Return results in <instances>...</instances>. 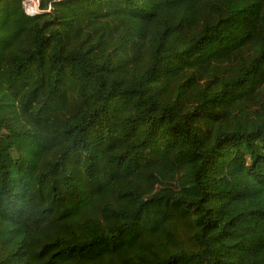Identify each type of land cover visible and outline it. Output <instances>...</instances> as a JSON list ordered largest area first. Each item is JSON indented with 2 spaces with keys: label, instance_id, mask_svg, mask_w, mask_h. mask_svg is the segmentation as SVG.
Listing matches in <instances>:
<instances>
[{
  "label": "trees",
  "instance_id": "obj_1",
  "mask_svg": "<svg viewBox=\"0 0 264 264\" xmlns=\"http://www.w3.org/2000/svg\"><path fill=\"white\" fill-rule=\"evenodd\" d=\"M0 264H264V0H0Z\"/></svg>",
  "mask_w": 264,
  "mask_h": 264
},
{
  "label": "built area",
  "instance_id": "obj_2",
  "mask_svg": "<svg viewBox=\"0 0 264 264\" xmlns=\"http://www.w3.org/2000/svg\"><path fill=\"white\" fill-rule=\"evenodd\" d=\"M59 1L67 0H20V5L24 15L32 17L49 12L51 10V4Z\"/></svg>",
  "mask_w": 264,
  "mask_h": 264
},
{
  "label": "rangeland",
  "instance_id": "obj_3",
  "mask_svg": "<svg viewBox=\"0 0 264 264\" xmlns=\"http://www.w3.org/2000/svg\"><path fill=\"white\" fill-rule=\"evenodd\" d=\"M159 180H160V184L157 185V186L156 185L154 186L153 182L148 181L145 184L133 183L128 188L136 187V188L142 190L143 194H144V193H148V192H150L152 190L155 191L157 188H159L161 186H171V185H173V181H172V179H171V177L169 175L162 174V175L159 176ZM112 203L115 204V201H113ZM131 204H132V201H131L130 198H129V200L125 199V198H121L118 205H120V207H122V206L128 207V206H131ZM115 206L116 205H113L111 208H113Z\"/></svg>",
  "mask_w": 264,
  "mask_h": 264
}]
</instances>
